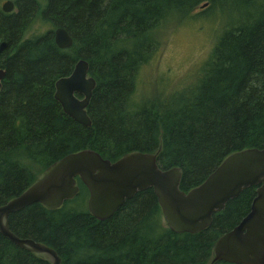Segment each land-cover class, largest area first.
Masks as SVG:
<instances>
[{"label":"trees","instance_id":"1","mask_svg":"<svg viewBox=\"0 0 264 264\" xmlns=\"http://www.w3.org/2000/svg\"><path fill=\"white\" fill-rule=\"evenodd\" d=\"M255 1L15 0V12L0 8V42L7 43L0 52V205L53 162L86 148L110 161L160 148L157 166L180 169L184 192L231 153L264 148V0ZM201 3L208 16L226 10L236 19L224 25L200 76L133 105L138 71L157 50L151 35L168 16L191 17ZM36 18L48 29L25 39ZM56 28L71 37L68 49L55 45ZM81 59L95 81L90 127L65 115L54 99L56 80ZM77 183L78 195L56 210L33 204L9 215L10 232L53 249L61 264H210L215 241L247 215L256 190L229 200L206 230L176 234L161 226L151 189L97 221L82 207L88 192ZM0 264L46 263L0 235Z\"/></svg>","mask_w":264,"mask_h":264},{"label":"water","instance_id":"2","mask_svg":"<svg viewBox=\"0 0 264 264\" xmlns=\"http://www.w3.org/2000/svg\"><path fill=\"white\" fill-rule=\"evenodd\" d=\"M5 13L14 9L11 0L1 5ZM54 43L68 49L72 39L63 28L53 30ZM7 43H0V52ZM4 72L0 70V82ZM95 87L88 76V64L79 60L72 73L55 82L54 99L62 111L78 124L89 127L86 108ZM1 90V85H0ZM76 94L82 95L77 99ZM181 170H162L156 154L131 152L111 162L97 152L84 149L67 154L50 164L21 194L0 205V235L21 250L50 264H60L56 252L9 231L10 214L33 204L53 211L78 192L76 178L88 191L87 210L98 221L110 218L137 193L151 189L168 229L176 234H197L206 229L212 215L223 210L229 200L243 190L256 187L247 215L230 231L222 234L212 248V262L264 264V148H249L228 155L197 187L180 190Z\"/></svg>","mask_w":264,"mask_h":264},{"label":"rangeland","instance_id":"3","mask_svg":"<svg viewBox=\"0 0 264 264\" xmlns=\"http://www.w3.org/2000/svg\"><path fill=\"white\" fill-rule=\"evenodd\" d=\"M4 1L0 0V4ZM255 2L261 4L263 0ZM207 7V3H201L190 12L191 17L187 14L170 15L153 32L151 36L157 50L138 71L130 99L133 105L141 104L155 95L180 91L200 76L221 30L235 23L236 19L232 11L226 10L208 16V13H204ZM48 27L36 18L24 38L39 35ZM81 201H84L82 207L85 208L87 196L82 195ZM160 224L167 228L162 215Z\"/></svg>","mask_w":264,"mask_h":264},{"label":"flooded vegetation","instance_id":"4","mask_svg":"<svg viewBox=\"0 0 264 264\" xmlns=\"http://www.w3.org/2000/svg\"><path fill=\"white\" fill-rule=\"evenodd\" d=\"M5 1H7V0H5ZM5 1H4V2H5ZM11 1H12L13 4H14V9H13L12 12H15V2H14L15 0H11ZM4 2H2V3L0 4V8H1V5H2ZM1 10H2V9H1ZM12 12H10V13H12ZM4 13H5V12H4ZM0 43H1V42H0ZM81 60H82V59H81ZM78 61H79V60H78ZM78 61H77V62H78ZM77 62H76V63H77ZM76 63L74 64V66L76 65ZM74 66H73V69H74ZM73 69H72V71H73ZM72 71H71V73H72ZM71 73H70V74H71ZM70 74H69V75H70ZM69 75H67V76H65V77H68ZM62 78H63V77H62ZM59 79H60V78H59ZM1 81H2V80H1ZM56 81H57V80H56ZM0 85H1V82H0ZM1 87H2V86H1ZM54 89H55V84H54ZM75 97H76L77 99H79V100L83 98V96H82V95H79V94H76ZM90 99H91V98H90ZM89 102H90V100H89ZM88 105H89V103H88ZM88 105H87V107H88ZM86 114H87V108H86ZM87 116H88V115H87ZM89 120H90V119H89ZM73 121H74V120H73ZM76 123H77V122H76ZM90 126H91V121H90ZM90 126H89V127H90ZM86 149H88V148H86ZM83 150H84V149H83ZM80 151H81V150H80ZM92 151H93V150H92ZM159 151H160V148L158 149L157 152H155V153H148V154H156V156H157V153H158ZM77 152H78V151H77ZM134 152H139V151H134ZM74 153H75V152H74ZM129 153H131V152H129ZM141 153H144V152H141ZM70 154H71V153H70ZM126 154H127V153H126ZM103 159H104V158H103ZM106 160H107V159H106ZM117 160H118V159H117ZM109 161H110V160H109ZM115 161H116V160H115ZM111 162H114V161H111ZM156 164H157V162H156ZM158 168H159V167H158ZM45 169H46V168H45ZM45 169H44V170H45ZM160 169H161V168H160ZM215 169H216V168H215ZM44 170H43V171H44ZM162 170H163V169H162ZM43 171H42V172H43ZM213 171H214V170H213ZM42 172H41V173H42ZM41 173H40V174H41ZM211 173H212V172H211ZM40 174H39V175H40ZM39 175H38V176H39ZM38 176H37V177H38ZM37 177H36V178H37ZM35 180H36V179H35ZM35 180H34V181H35ZM77 180H79V178H76V184H77V186H78V192H77V194H76L72 199H74V198L78 195V193H79V184L77 183ZM34 181H33V182H34ZM79 182H80V180H79ZM80 183H81V182H80ZM31 184H32V183H31ZM31 184H30V185H31ZM81 184H82V183H81ZM30 185H29V186H30ZM82 185H83V184H82ZM29 186H28V187H29ZM83 186H84V185H83ZM28 187H27V188H28ZM84 187H85V186H84ZM27 188H26V189H27ZM26 189H25V190H26ZM86 190H87V189H86ZM190 190H191V189H190ZM23 191H24V190H23ZM23 191H22V192H23ZM188 191H189V190H188ZM188 191H186V192H188ZM22 192H21V193H22ZM87 192H88V191H87ZM183 192H184V191H183ZM21 193H20V194H21ZM18 195H19V194H18ZM18 195H16V196H18ZM16 196H14V197H16ZM88 196H89V194H88ZM14 197H13V198H14ZM11 199H12V198H11ZM72 199H71V200H72ZM87 200H88V197H87ZM8 201H9V200H8ZM8 201H7V202H8ZM68 201H70V200H68ZM65 202H67V201H65ZM4 204H5V203H4ZM4 204H2V205H4ZM39 205H40V204H39ZM62 205H63V204H62ZM225 205H226V204H225ZM224 207H225V206H224ZM86 208H87V201H86ZM223 210H224V208H223ZM223 210H221L220 212H222ZM249 210H250V209H249ZM220 212H218V213H220ZM215 214H217V213H215ZM215 214H213V215H215ZM10 215H11V214H10ZM213 215H212V216H213ZM8 217H9V216H8ZM244 217H245V216H244ZM244 217H243V218H244ZM243 218H242V219H243ZM242 219H241V220H242ZM241 220H240V221H241ZM97 221H98V220H97ZM211 223H212V220H211ZM7 224H8V220H7ZM210 225H211V224H210ZM210 225H209V226H210ZM209 226H208L207 228H209ZM235 226H236V225H235ZM235 226H234V227H235ZM8 228H9V227H8ZM167 228H168V227H167ZM207 228H206V229H207ZM206 229H204V230H206ZM9 231H10V230H9ZM229 231H230V230H229ZM200 232H201V231H200ZM227 232H228V231H227ZM225 233H226V232H225ZM12 234H13V233H12ZM197 234H198V233H197ZM223 234H224V233H223ZM221 235H222V234H221ZM221 235H220V236H221ZM1 236H2V235H1ZM15 236H16V235H15ZM220 236H219V237H220ZM16 237H17V236H16ZM219 237H218V238H219ZM18 238H19V237H18ZM218 238H217V239H218ZM20 239H21V238H20ZM29 240H30V239H29ZM32 241H33V240H32ZM215 242H216V241H215ZM10 243H11V242H10ZM36 243H37V242H36ZM13 245H14V244H13ZM42 245H43V244H42ZM14 246H15V245H14ZM213 246H214V245H213ZM17 248H18V247H17ZM48 248H49V247H48ZM50 249H51V248H50ZM52 250H53V249H52ZM23 251H24V250H23ZM27 253L31 254L32 256H34L35 258H37L38 260H40V261H42V262H44V263H46V264H50L49 262H47V261H43L42 258H39V257L35 256L34 254H32V253H30V252H27ZM57 256H58V255H57ZM214 263H218V262H214ZM223 263H225V262H223ZM60 264H61V259H60ZM210 264H213V262H212V258H211V263H210ZM226 264H230V263H226Z\"/></svg>","mask_w":264,"mask_h":264}]
</instances>
